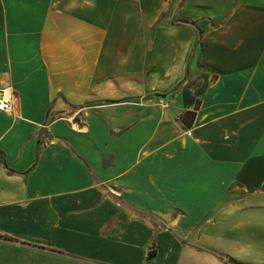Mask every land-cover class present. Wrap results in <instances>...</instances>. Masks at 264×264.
<instances>
[{
    "label": "crops",
    "instance_id": "1",
    "mask_svg": "<svg viewBox=\"0 0 264 264\" xmlns=\"http://www.w3.org/2000/svg\"><path fill=\"white\" fill-rule=\"evenodd\" d=\"M0 77V264L264 263V0H0Z\"/></svg>",
    "mask_w": 264,
    "mask_h": 264
},
{
    "label": "built area",
    "instance_id": "2",
    "mask_svg": "<svg viewBox=\"0 0 264 264\" xmlns=\"http://www.w3.org/2000/svg\"><path fill=\"white\" fill-rule=\"evenodd\" d=\"M158 104L166 106L168 103L164 98H159ZM0 112H6L18 117L17 92L6 78L0 77Z\"/></svg>",
    "mask_w": 264,
    "mask_h": 264
},
{
    "label": "trees",
    "instance_id": "3",
    "mask_svg": "<svg viewBox=\"0 0 264 264\" xmlns=\"http://www.w3.org/2000/svg\"><path fill=\"white\" fill-rule=\"evenodd\" d=\"M199 32H202V30L199 29ZM200 39H201V37L198 38V42L200 41ZM163 96H165V95H163ZM0 160L2 163L6 164L5 156L1 151H0ZM0 238H4L6 240H14V239L7 237L5 235H2V234H0ZM48 250L53 251V252L56 251L53 249H48ZM220 259H221L223 264H264V263H252V262L243 261V260H240V259L230 255V254L222 255V256H220Z\"/></svg>",
    "mask_w": 264,
    "mask_h": 264
},
{
    "label": "rangeland",
    "instance_id": "4",
    "mask_svg": "<svg viewBox=\"0 0 264 264\" xmlns=\"http://www.w3.org/2000/svg\"><path fill=\"white\" fill-rule=\"evenodd\" d=\"M183 264H205L203 260L199 261V259H194L192 257L185 258ZM208 264H213L211 261H208Z\"/></svg>",
    "mask_w": 264,
    "mask_h": 264
}]
</instances>
